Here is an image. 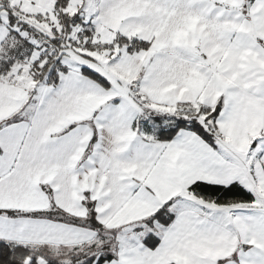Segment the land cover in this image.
Instances as JSON below:
<instances>
[{
  "label": "snow or ice",
  "instance_id": "snow-or-ice-1",
  "mask_svg": "<svg viewBox=\"0 0 264 264\" xmlns=\"http://www.w3.org/2000/svg\"><path fill=\"white\" fill-rule=\"evenodd\" d=\"M0 264H264V0H0Z\"/></svg>",
  "mask_w": 264,
  "mask_h": 264
}]
</instances>
